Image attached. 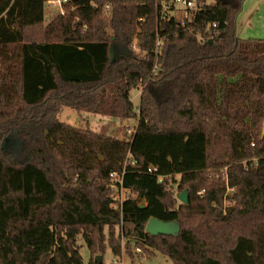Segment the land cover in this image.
I'll return each mask as SVG.
<instances>
[{
    "label": "trees",
    "instance_id": "trees-1",
    "mask_svg": "<svg viewBox=\"0 0 264 264\" xmlns=\"http://www.w3.org/2000/svg\"><path fill=\"white\" fill-rule=\"evenodd\" d=\"M201 1L182 26L161 0H70L48 21L47 0H0V264H83L79 236L97 264L126 224L148 257L264 264V40L236 32L245 0ZM63 107L137 123L118 138L60 120ZM15 132L19 157L2 149ZM112 173L136 195L118 207ZM152 217L179 235L147 233Z\"/></svg>",
    "mask_w": 264,
    "mask_h": 264
},
{
    "label": "rangeland",
    "instance_id": "rangeland-1",
    "mask_svg": "<svg viewBox=\"0 0 264 264\" xmlns=\"http://www.w3.org/2000/svg\"><path fill=\"white\" fill-rule=\"evenodd\" d=\"M175 13L177 16L181 15L178 11ZM56 14H58L57 9L50 7L47 3H45L46 20L48 21ZM236 32L239 37L244 39L264 40V0L244 1L243 8L236 19ZM112 37L113 42L111 43V46H114L113 58H116L119 55L122 43L115 40V35ZM140 93L139 89H133L131 91V98L136 108L140 104ZM67 109L71 108L63 107L60 113V118L66 123L82 128L89 127L95 131L118 138H123L124 136L129 135L137 123L135 119L116 121L100 115L90 114L88 112L79 113L73 109H71L70 117H64L63 113ZM260 130L262 134L263 126L260 127ZM2 143H4L3 151L6 154H14L16 157L20 156L22 140L17 132H15L14 135H6L2 140ZM110 190L113 192L112 189ZM126 194L129 193L123 192L121 197H124ZM130 194H132L133 197L136 196L133 193ZM132 229V224H126L124 232L120 234L121 239L119 242L121 251L119 255H114L110 243L108 240L105 241L106 247L103 252V264H173L168 257L160 252L156 251L155 254L150 257L143 255V252H138L136 250L137 247L133 245L135 243L134 236L131 233L130 236L128 234V232H131ZM129 239H131L133 243L132 248L127 245ZM77 245L83 258V264H89L92 259V252L81 236L77 238ZM96 255L102 254L98 253Z\"/></svg>",
    "mask_w": 264,
    "mask_h": 264
},
{
    "label": "built area",
    "instance_id": "built-area-1",
    "mask_svg": "<svg viewBox=\"0 0 264 264\" xmlns=\"http://www.w3.org/2000/svg\"><path fill=\"white\" fill-rule=\"evenodd\" d=\"M70 0H47V4L50 7H53L57 9L58 13L64 14L65 13V5L69 2ZM203 2L201 0H161V15L165 18H175L179 21V23L182 26H185L188 22L192 21L196 15V13L202 8ZM110 10V5L106 4L105 6V12L109 13ZM181 13L180 16H177L175 12ZM216 24H214L215 26ZM162 45V40L159 38L157 41V53H159V50ZM140 92L142 90V87L139 89ZM148 171L150 173H154L157 171L156 168L149 167ZM221 174H223V179L225 183L227 184V193L225 195V204L226 205H231L232 202L228 199V195L232 194L234 192V188L229 186L228 182V173H227V168L224 170H221ZM221 174L216 171L214 172V175L218 178L221 177ZM111 179L113 184L111 185V189L113 190V201L114 203L112 204L113 207H118L119 205L122 204V202L125 200V198H129V194H126L124 197H121V194L128 193V190L124 189L123 186H119V183H122V178L119 176L117 173H112L111 174ZM160 180H162V177H160ZM136 250L138 252H141V248L137 247ZM117 264V263H114Z\"/></svg>",
    "mask_w": 264,
    "mask_h": 264
},
{
    "label": "water",
    "instance_id": "water-1",
    "mask_svg": "<svg viewBox=\"0 0 264 264\" xmlns=\"http://www.w3.org/2000/svg\"><path fill=\"white\" fill-rule=\"evenodd\" d=\"M113 53L114 46L110 47V59L113 62ZM264 136V125L262 130V137ZM2 149H4V143H2ZM182 203L188 204L189 202V191L184 190L177 197ZM146 205H142L141 207H145ZM146 232L151 235H168V236H178L180 233V223L178 220L174 221H163L158 218L152 217L148 220L146 224ZM95 262L97 264H102L103 256L96 255Z\"/></svg>",
    "mask_w": 264,
    "mask_h": 264
},
{
    "label": "crops",
    "instance_id": "crops-1",
    "mask_svg": "<svg viewBox=\"0 0 264 264\" xmlns=\"http://www.w3.org/2000/svg\"><path fill=\"white\" fill-rule=\"evenodd\" d=\"M68 108V107H67ZM89 113V112H88ZM90 114H93V113H90ZM70 115H71V109H67L66 111H64V113H63V116L64 117H70ZM96 115H98V114H96ZM101 116V115H100ZM59 117H60V115H59ZM103 117H105V116H103ZM108 118V117H107ZM60 120H62L61 118H60ZM63 121V120H62ZM65 122V121H64Z\"/></svg>",
    "mask_w": 264,
    "mask_h": 264
}]
</instances>
